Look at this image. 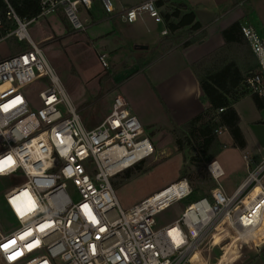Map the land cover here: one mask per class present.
<instances>
[{"label":"built area","instance_id":"2783aa9c","mask_svg":"<svg viewBox=\"0 0 264 264\" xmlns=\"http://www.w3.org/2000/svg\"><path fill=\"white\" fill-rule=\"evenodd\" d=\"M35 1L38 18L61 13L74 31L85 32L81 13L98 0ZM100 1L105 14L114 16L116 0ZM144 14L163 23L157 0L121 17L132 24ZM31 22L9 0H0V43L29 46L0 61V162L11 157L0 177L23 179L4 193L9 223L18 228L8 232L0 219V264H194L198 247L219 225L244 237L263 224L264 148L257 163L243 155L247 177L232 194L221 183L225 172L219 162H210L207 171L216 187L191 200L168 226L156 228V216L192 198L187 179L123 209L113 180L154 157L152 139L121 94L99 125L86 127L43 49L29 36ZM241 34L256 60L244 75L243 90L264 104V36L250 23L241 25ZM98 59L109 67L104 55ZM30 87L38 88L34 95L26 93ZM256 249L264 262V242Z\"/></svg>","mask_w":264,"mask_h":264},{"label":"rangeland","instance_id":"374dc122","mask_svg":"<svg viewBox=\"0 0 264 264\" xmlns=\"http://www.w3.org/2000/svg\"><path fill=\"white\" fill-rule=\"evenodd\" d=\"M122 1L131 2L134 0ZM239 1L243 2L244 0ZM95 4H99L102 8L100 0ZM253 4L257 8L258 15L251 14L252 18L250 17V19L256 28H261L264 23V0H253ZM231 6L233 7V4L230 3L229 7ZM27 31L31 39L43 49L83 122L91 125L90 128L99 125L109 114L113 98L118 94L128 100L132 111L140 121L146 122L143 124L146 127V132L150 134L156 153L151 160L124 172L113 180L114 189L123 209H129L141 203L155 192L180 180L183 173H186L194 194L191 199L176 203L156 216V228H162L180 218L191 200L210 194L217 184L207 171V158L201 159L200 162L196 161L194 164L192 159L196 158L197 153L191 152L190 149H186L184 153L179 151L174 131L180 127L174 124L173 118L163 108H160L156 90L151 89L147 83L151 81V73L149 74L148 70L146 72L140 70L142 66L140 69L135 68L132 60H129L132 59L130 54L123 58L119 66L102 67L98 59V51L84 39L86 31H74L62 14L59 16V26H56L49 16L33 20L29 23ZM28 47L27 43L22 44L14 40L1 42L0 61L16 55L20 51H25ZM18 50L20 51L17 52ZM220 56V59H237V62L242 65L246 59L253 58L249 47L244 45L231 47ZM127 66L126 70L123 69ZM251 66L254 65L250 64L247 66L248 68L243 67L244 72H248L247 70L251 69ZM116 70L124 72V80L114 83L113 73ZM154 86H156L155 83ZM37 89V87H30L26 93L34 95ZM253 101V98L249 97L238 105L239 112L243 113L244 125L256 117ZM217 135L223 147L222 153L216 160L228 166L233 174L245 168L242 153L233 147V143L228 144L229 133L226 132L223 135L217 133ZM248 137L251 145L261 146V141L251 134H248ZM262 150L259 149L256 155L248 153L255 163L263 157ZM22 180L17 177H0V219L8 232L17 229L18 224L9 223L11 220L6 213L4 193L18 187L23 183ZM224 180L222 178L221 183ZM257 235L261 241L264 237V229ZM235 238L237 239L229 231L221 228L214 236L215 242L208 239L200 247L193 257L194 264H264L262 254L258 249L255 251L249 241L239 243L235 241ZM227 242L230 244L224 247Z\"/></svg>","mask_w":264,"mask_h":264},{"label":"crops","instance_id":"0c3cea01","mask_svg":"<svg viewBox=\"0 0 264 264\" xmlns=\"http://www.w3.org/2000/svg\"><path fill=\"white\" fill-rule=\"evenodd\" d=\"M145 1L147 0L131 2L116 0V13L111 17L106 16L99 4H95L92 10L82 11L81 18L84 23L88 24L84 39L87 43L92 44L99 54L106 57L109 65L119 66L123 58L130 54L132 59L129 60H132L135 68L140 69L142 66L140 70H145V72L148 70L149 74L151 73V81L147 83L151 89L156 90L160 108H163L173 118L172 121L175 125L181 127L208 108V104L204 101L199 77L194 72V66L201 61L210 59L225 46L222 37V32L225 29L238 22L241 25L247 23L254 25L250 17L251 14L258 15L257 8L254 6L253 0H244L243 2L239 0H157L163 23H156L147 14L142 15L137 22L132 24L122 19L121 15L125 10L136 7ZM230 3L233 4V7H229ZM179 6H186L187 9L179 8ZM177 9L180 12V17L192 11L196 22L203 27L202 30L195 32L190 37L199 36L201 32H205L206 36L201 42L185 48L179 43L172 49H165V42L189 29V27H184L176 33L169 31L165 15H171ZM60 15L61 13L51 16V20L56 26H59ZM180 17H171L170 21L177 23ZM101 27L104 28L101 29ZM256 29L260 35L264 36V23L261 28L257 27ZM163 31H167L168 34L163 35ZM186 41L187 39L184 40V42ZM231 47L236 46L231 45ZM234 60L237 62V59ZM214 63L211 60L207 64L211 68ZM253 63L256 64L254 57L250 60L246 59L243 65L238 64L244 69L250 64L255 65ZM127 68L128 66L123 69ZM123 77L124 72L116 70L113 73L114 83L124 80ZM247 98L249 97H244L234 105V109L240 117V129L246 139L247 147L244 150L235 149L239 150L242 155L248 153L256 155L259 149L264 148V109L259 110L253 101L256 117L244 125L243 113L239 112L238 105ZM143 123L146 124V122ZM248 134L261 141V146L251 145ZM148 135L150 136V134ZM229 139L228 144H232L231 136ZM219 164L222 165L225 172V180L222 185L228 194H232L247 177L246 164L245 168L234 174L228 166Z\"/></svg>","mask_w":264,"mask_h":264},{"label":"trees","instance_id":"16d2710c","mask_svg":"<svg viewBox=\"0 0 264 264\" xmlns=\"http://www.w3.org/2000/svg\"><path fill=\"white\" fill-rule=\"evenodd\" d=\"M9 1L21 19L33 21L40 15L41 9L35 0ZM179 8L187 9L186 6H179ZM171 17H180L178 9L171 15H165V22L171 33H176L184 27H189V29L165 42V49H172L179 43L185 48L201 42L205 38V32H201L199 36L190 37L203 28L200 23L196 22V17L192 11L180 17L177 23H172L170 21ZM222 37L224 38L225 46L210 59L201 61L194 66V72L199 77V83L204 93V101L208 104V108L202 114L174 131L176 145L180 152L184 153L186 149H190L191 152L197 153L196 158L192 159L194 164L196 161L200 162L201 159L207 158L206 166H208L222 152L223 145L216 133L219 128L227 130L233 139L234 148L244 150L247 147L246 139L240 129V117L234 109V105L246 96V92L243 90V81L247 72H244V69L239 66L236 60L220 59V55L224 52L226 53L231 45H248L241 34V24L239 22L225 29L222 32ZM185 39H187L186 42H184ZM211 60L215 63L210 68L207 63ZM255 67L256 64L247 71L249 72ZM253 100L259 110L264 109L263 103L255 98ZM220 110H223V112H220ZM85 126L90 128L89 126L91 125L85 122ZM183 179L188 180L186 173H183L180 180ZM202 196H209V194ZM263 229L264 223L251 236V240L258 246L264 242V237L260 241L257 235ZM238 240L239 238L235 241L238 242Z\"/></svg>","mask_w":264,"mask_h":264},{"label":"bare ground","instance_id":"6f19581e","mask_svg":"<svg viewBox=\"0 0 264 264\" xmlns=\"http://www.w3.org/2000/svg\"><path fill=\"white\" fill-rule=\"evenodd\" d=\"M264 223V222H263ZM221 228H224L225 230L229 231L234 237L236 236L237 238H239L238 242L239 243H247L248 241L253 245V247L255 248V251H257L256 249V244H254L253 240H251V236H252V233L249 235V236H244V237H241V236H237L234 232H232L228 226L226 224H221L219 225L216 229H214L210 234L209 236L204 240V242H202V244L198 247V250L200 249V247L208 240V239H212L214 241V236L215 234L221 229ZM236 239V238H235ZM215 242V241H214ZM228 244H230V242H227L225 246H227ZM198 252V251H197Z\"/></svg>","mask_w":264,"mask_h":264},{"label":"snow or ice","instance_id":"6c2138e0","mask_svg":"<svg viewBox=\"0 0 264 264\" xmlns=\"http://www.w3.org/2000/svg\"><path fill=\"white\" fill-rule=\"evenodd\" d=\"M11 161V157L8 158V161H5V162H0V171L3 170V167L6 163L10 162ZM5 248L8 247L7 245L4 246Z\"/></svg>","mask_w":264,"mask_h":264}]
</instances>
